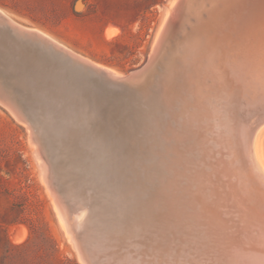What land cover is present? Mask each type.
Masks as SVG:
<instances>
[{
  "label": "rangeland",
  "instance_id": "rangeland-1",
  "mask_svg": "<svg viewBox=\"0 0 264 264\" xmlns=\"http://www.w3.org/2000/svg\"><path fill=\"white\" fill-rule=\"evenodd\" d=\"M192 1L189 0L190 3ZM181 5L182 0H0V11L22 28L42 33L69 54L103 65L99 67L105 71L112 70L110 73L120 77L143 64L153 53L158 39L166 37L165 55L179 45L192 14L187 8L181 9ZM108 32L112 34L108 35ZM3 45L0 43L2 52L15 50ZM58 59L60 62L57 63L63 64V58ZM10 63L0 60V87L9 93V97L12 93L11 99L23 120H19L0 101V264H98L96 257L90 259L86 240L79 238L72 215L79 205L88 209L93 233L102 235L110 226L131 223L133 214H138L136 200L146 199L147 191L149 193L153 188L150 189L147 180L146 189L142 192L131 193L124 185L129 177L137 180V175L130 174L127 168L131 163L147 167L148 172V167L156 165L158 155L150 156L148 149L158 144L155 123L166 119L160 114L157 90L153 89L148 97L141 96L138 89L131 87L119 99L110 98L96 113H92L75 97L65 103L59 102L57 94H45L38 85L35 93L34 80L26 79L25 75L21 79H13ZM66 66L69 73L82 77V81L87 83L83 68L76 69L75 64L69 61ZM63 73L67 74V71ZM245 101L241 94L230 98L218 96L216 104L222 110H218L217 117L222 119L214 116L215 119L210 118V121H219L218 124L221 122L227 127L215 124L212 133L208 130L206 134L208 141L211 138L207 143L212 144L213 149L217 148L212 137L213 129L217 132L222 128L221 135L227 137L230 133L229 140L232 138L234 141L236 129L247 127L246 141L254 143L253 158L264 174V111L256 112L255 106H248ZM223 103L230 111L234 110L233 115ZM55 109H60L57 117L53 112ZM236 110L242 111L241 114ZM205 119L202 118L201 122L207 124ZM230 123L235 130L230 129ZM257 148L262 164L256 155ZM194 153L193 158H198L196 149ZM214 154L213 157L219 152ZM224 156L229 154L225 152ZM158 214H155V221L160 218ZM194 235L197 234L186 235V238L179 234L169 235L174 239L169 246L172 252L187 253L201 247L198 240L191 245L183 243L193 240ZM206 243V240L202 241V244ZM161 245L166 246L165 243ZM211 250L204 249L214 253L215 250ZM131 252L132 256H127L128 264L153 262L152 253L142 256L141 252ZM188 254L194 256L195 251ZM158 256H155L157 260ZM134 258L139 262L134 263ZM186 260L190 262L191 259ZM186 260L184 262L187 263ZM214 262L217 263L206 264ZM177 263L179 259L173 257L170 264ZM188 264L202 263L191 261Z\"/></svg>",
  "mask_w": 264,
  "mask_h": 264
},
{
  "label": "bare ground",
  "instance_id": "bare-ground-1",
  "mask_svg": "<svg viewBox=\"0 0 264 264\" xmlns=\"http://www.w3.org/2000/svg\"><path fill=\"white\" fill-rule=\"evenodd\" d=\"M193 1L190 3L189 0H182L180 6L181 9L191 10L192 14L179 45L165 55L166 37L158 39L150 55L152 66L132 85L139 90L141 96L149 97L148 94L156 89L157 101L161 105L160 114L166 119L162 123H155L154 133L156 132L158 144L153 149H148L150 156L158 155L155 167H148V172L147 167H137L135 163H131L127 168L130 174L137 175V180L129 177L124 186L131 193L142 192L146 189L147 180L153 191H147L146 199L141 200L139 197L136 200L135 209L138 214H135L136 217L133 214L135 219L132 218L131 223L110 226L102 235L93 233L88 209L79 205L73 209L75 214L70 213L74 217L75 230L77 234L80 233L79 238L86 240V251L90 259L96 257L98 264H128L127 256H132V250L141 252L142 256L152 253L150 257L154 259L151 264H170L173 257L179 259L177 264H188L191 261L202 264L212 261L217 263L211 264H264V174L253 158L254 143L246 141L247 127L236 129L237 137L234 141H231L232 138L229 140L230 133L228 138L221 135L222 128L217 129V132L213 129L211 136L217 145L215 150L211 147L212 144L210 146L207 143L211 138L208 141L206 135L208 130L212 133V127L219 122L212 123L210 118L215 119L214 116L217 117L220 113L218 110L221 108L216 104L220 95L230 98L241 94L248 106H255L253 109L256 112L264 111V0ZM2 12L0 11V43L15 49L8 52L16 54L19 51L14 33L16 30L31 33L69 55L68 60L59 56L63 58V64H58L63 71H69L66 66L69 61L75 64L76 69L85 70L83 76L88 81L91 72L87 70V65L117 77L110 73L113 71L108 67L105 71L99 67L103 65L74 53L69 54L42 33L22 28ZM111 34L108 32V35ZM11 96L12 93L9 97V93L0 87V101L19 120H23ZM247 105H244L245 108ZM233 111L227 115H233ZM236 111L238 114L242 112ZM204 117L207 118V124L201 122ZM195 149L199 154L196 159L192 156ZM225 152L229 154L228 157L224 156ZM212 153L216 156L213 157ZM256 155L262 164L258 148ZM56 201L58 202L57 199ZM156 213H161L158 214L160 218L157 221ZM161 218L163 220L159 221ZM166 233L173 236L179 234L184 238L196 233L193 240L183 243L190 244L198 240L201 247L190 251L201 256L189 255L190 251L173 253L169 246L174 239L169 238ZM93 237L96 239H92ZM135 239L139 241L135 242ZM205 240L207 243L202 244ZM212 243L216 245L213 246ZM204 249L215 251L208 253ZM157 254L158 260L155 257ZM220 254L222 256L219 257ZM186 259L191 260L189 262ZM135 261L139 262L134 258V263Z\"/></svg>",
  "mask_w": 264,
  "mask_h": 264
},
{
  "label": "water",
  "instance_id": "water-1",
  "mask_svg": "<svg viewBox=\"0 0 264 264\" xmlns=\"http://www.w3.org/2000/svg\"><path fill=\"white\" fill-rule=\"evenodd\" d=\"M14 33L18 42L17 45L20 47L19 51L16 52L17 55L13 54L14 52L8 55L7 52L0 50V60L11 62L9 71H13V79L16 77L21 79V76L25 75L27 76L26 79L34 80L35 93L38 85L41 87L39 89L45 94H57L59 102L65 103L70 98L75 97L76 101L85 103L92 113H96L102 104H106L110 98L119 99V96L130 90L133 83L142 77L153 64L149 56L143 64L126 72L123 77H113L98 68L87 65L91 77L87 83H84L82 77L72 75L68 71L67 74H64L63 69L59 68L60 64L57 63L60 62L58 61L59 56L64 57V60H68L70 58L68 54L60 51L59 48L37 35L22 33L17 30ZM61 67L63 68V66ZM45 94L42 95L45 96ZM55 110L53 112L57 117V112L59 113L58 110L60 109ZM65 114L69 115L67 112Z\"/></svg>",
  "mask_w": 264,
  "mask_h": 264
}]
</instances>
